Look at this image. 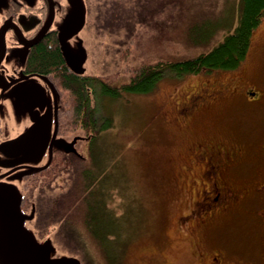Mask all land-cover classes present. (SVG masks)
Instances as JSON below:
<instances>
[{"label":"rangeland","instance_id":"1","mask_svg":"<svg viewBox=\"0 0 264 264\" xmlns=\"http://www.w3.org/2000/svg\"><path fill=\"white\" fill-rule=\"evenodd\" d=\"M83 1L86 23L80 37L88 52L87 72L104 78H113L120 71L124 73V66L134 70L152 61L175 60L213 48L237 27L241 2ZM192 28H195L194 35L204 41L192 42L189 36ZM230 76L254 86V91L262 98L250 101L240 97L213 106L204 110L198 121L189 127H182L175 120L177 106L191 92H196L204 80L223 81ZM61 94L62 104L67 107L72 95L63 90ZM106 98L97 104L99 115L102 119L105 117L106 128L95 146L98 159L93 173L99 178L98 191L104 195L102 199L114 213V217L109 218L108 237L113 242L110 252L102 247L100 251L83 221L76 220L79 225L75 227L76 222L60 206L62 200L72 205L73 195L80 194L78 177L84 171L80 160L74 161L71 172L58 171L56 177L51 178L54 180L50 182V194L42 203L44 219L41 223L46 224L43 226L48 231L40 235L38 230H33L37 240L43 242L50 238L57 248V256L71 255L82 264H206L207 256L200 260L199 246L204 241L210 247L227 250L234 258L259 260L263 257L264 242L256 222L259 203L254 200L240 203L201 231L181 226L179 218L192 206L194 194L182 181L179 163L188 147L202 139L214 138L237 145L244 159L252 145L262 140L264 17L239 67L183 77L168 75L148 93L124 92L118 98ZM96 103L92 98V105ZM63 116L60 122L64 134L70 131L90 134L82 130L78 122L65 118L67 112ZM85 164L90 167L91 160ZM242 166L232 179L239 187L246 188L248 178L242 175L245 167Z\"/></svg>","mask_w":264,"mask_h":264},{"label":"flooded vegetation","instance_id":"2","mask_svg":"<svg viewBox=\"0 0 264 264\" xmlns=\"http://www.w3.org/2000/svg\"><path fill=\"white\" fill-rule=\"evenodd\" d=\"M68 6V0H0V189L10 191L14 187L19 191L21 211L27 217L33 215L31 219L26 217L24 225L29 226V230H38L40 235L48 231L43 226L46 224L41 223L44 219L42 203L50 194V182L54 180L51 178H55L58 171L74 170L75 160L84 164L91 160L89 135L78 140L77 153L57 148L59 139L72 142L78 135L74 131L66 134L61 131L64 108L56 70L43 72L37 64L47 42L54 41L60 50L58 26L67 15ZM64 64L67 67L65 61ZM240 97L250 101L262 98L254 91V86L243 84L238 77L204 80L196 92H191L177 106L175 120L182 127H189L198 121L204 110ZM38 127L45 136L36 140L41 143L40 148L11 149L14 141ZM262 130V140L252 145L245 159L239 146L214 138L199 140L188 147L179 169L182 181L194 195L192 206L179 218L183 228L201 231L240 203L254 200L259 203L256 222L264 242V128ZM241 166L244 167L242 175L248 178L246 188L239 187L232 179ZM51 169L52 172H48ZM203 244L199 246L200 260L207 256L206 264H264V256L259 260L234 258L221 247H210L207 241Z\"/></svg>","mask_w":264,"mask_h":264},{"label":"trees","instance_id":"3","mask_svg":"<svg viewBox=\"0 0 264 264\" xmlns=\"http://www.w3.org/2000/svg\"><path fill=\"white\" fill-rule=\"evenodd\" d=\"M239 11V22L235 30L225 35L224 39L213 48L175 60L152 61L134 70L124 66V73L120 71L113 78L75 75L65 66L61 52L54 41L43 45L37 59L39 69L43 72L50 69L56 70L59 90L69 91L72 95L71 104L67 103V107L63 106L64 115L66 112L68 115L65 118L78 122L81 129L89 132L92 138L91 165L88 168V165L83 163L84 171L78 177L81 184L80 194L73 195L74 205H68L67 200H62L63 203L60 206L65 214L68 213V217L76 222L74 225L79 223L78 220L83 221L85 229L100 251L102 247L107 253L110 252V245L113 242L108 237L111 228L109 218L114 217V213L108 208L106 200L102 199L104 195L98 191L99 178L94 177L93 173L98 159L95 146L100 133L106 128L103 122L105 117L102 119L99 115L98 103L101 100L104 102L107 99L106 96L118 98L124 92L148 93L155 88L160 79L168 75L183 77L203 71L232 70L239 67L245 60L253 42L254 32L264 17V0H241ZM194 32L195 28L189 32L193 43L204 41V39H198ZM92 98L97 101L96 105H92Z\"/></svg>","mask_w":264,"mask_h":264},{"label":"water","instance_id":"4","mask_svg":"<svg viewBox=\"0 0 264 264\" xmlns=\"http://www.w3.org/2000/svg\"><path fill=\"white\" fill-rule=\"evenodd\" d=\"M68 3V13L58 26L60 50L67 67L74 74L91 75L86 68L88 52L80 37L86 23V6L83 0H68ZM57 99L60 102L58 93ZM57 127L56 124L55 134ZM42 131L39 127L28 130L13 142L11 149L40 148L41 143L36 140L44 139ZM82 139V136H76L72 142L59 139L56 146L61 151L77 153L75 145ZM20 206L21 195L17 189H0V264H82L79 258L71 255L57 256V248L50 238L43 242L38 241L34 232L25 227L27 216L23 214ZM27 218L31 219L33 215Z\"/></svg>","mask_w":264,"mask_h":264}]
</instances>
